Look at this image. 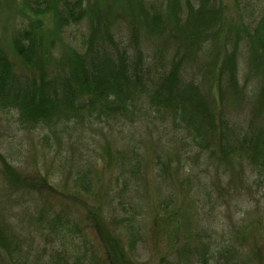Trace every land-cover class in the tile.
I'll list each match as a JSON object with an SVG mask.
<instances>
[{
    "label": "rangeland",
    "instance_id": "obj_1",
    "mask_svg": "<svg viewBox=\"0 0 264 264\" xmlns=\"http://www.w3.org/2000/svg\"><path fill=\"white\" fill-rule=\"evenodd\" d=\"M23 1L0 0V43L7 50L28 16ZM221 2L228 26L258 17L253 6ZM44 23L53 28L50 16ZM117 25V36H125V23ZM79 30L62 35L63 53L75 47ZM159 42L164 39L144 32V55ZM182 42L168 43L166 56H173ZM212 62L208 56L192 57L186 78L205 81L216 120L223 116L230 131L242 136L262 77L256 73L247 79L244 61L241 98L226 91L222 102ZM145 103L139 100L133 116L105 124L86 120L33 128L21 127L14 112L0 110V154L23 177L12 185L0 162V224L12 242L11 251L0 250V264H73L90 253L99 264H111L94 222L103 218L110 231H120L129 208L135 209L131 216L141 236L132 251L124 232L117 234L125 264H202L196 249L202 245L209 264H222L224 254L239 264H264V181L256 168L239 154H222L219 125L207 133L214 150L201 148L171 114L153 115ZM261 119L256 125L262 126L264 114ZM65 214L79 223L75 235L81 238L50 229L48 219Z\"/></svg>",
    "mask_w": 264,
    "mask_h": 264
},
{
    "label": "trees",
    "instance_id": "obj_2",
    "mask_svg": "<svg viewBox=\"0 0 264 264\" xmlns=\"http://www.w3.org/2000/svg\"><path fill=\"white\" fill-rule=\"evenodd\" d=\"M107 1H23L27 18L17 28L9 50L0 43V110L14 112L21 127L84 124L86 120L90 125L105 124L113 117L133 116L143 98L153 115L171 114L175 124L184 126L201 148L214 150L207 133L219 125L222 154L241 155L264 181V123L256 125L264 114V0H236L246 8L253 6L258 17L252 23L235 26L227 25L221 0ZM47 16L52 18L51 29L45 27ZM120 21L125 23L127 33L118 37L115 29ZM68 29H80V33L74 37L75 47L69 45L63 53L62 35ZM144 32L157 40L164 39L147 56L142 47ZM181 40L173 56L167 57L168 43ZM60 50L62 53H58ZM200 55L213 60L222 102L229 92L241 98L244 61L248 63L247 79L256 73L262 77L258 96V91L254 93L256 104L250 124L242 136L230 131L231 125L223 116L218 115L216 120L215 104L213 107L208 98L210 89L205 81L186 78L192 57ZM0 162L4 177L12 185L23 181L1 154ZM134 211L124 210L127 219L120 220V231L114 233L103 218V222H94L111 264H125V254L116 238L121 230L132 251L140 240L141 231L131 216ZM48 226L81 238L75 235L79 223L68 214L51 216ZM5 232L0 224V250L6 252L12 242ZM203 247L196 249L202 264H209ZM223 257L222 264H239L227 254ZM72 263L99 264L95 253L75 258Z\"/></svg>",
    "mask_w": 264,
    "mask_h": 264
}]
</instances>
